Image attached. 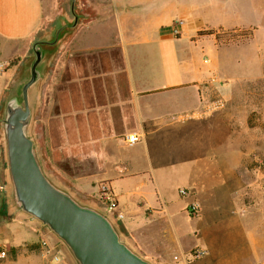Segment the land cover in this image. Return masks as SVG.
<instances>
[{"label":"crops","instance_id":"1","mask_svg":"<svg viewBox=\"0 0 264 264\" xmlns=\"http://www.w3.org/2000/svg\"><path fill=\"white\" fill-rule=\"evenodd\" d=\"M86 1L94 18L78 26L82 34L68 53L67 120L90 159L99 153L100 177L123 216L107 217L121 240L151 264H170L198 247L207 255L191 264H264L262 183L240 175L246 153L228 144L231 134L212 108L217 65L203 58V42L193 40L203 30V0ZM215 10L235 14L238 25H257L263 50L264 0H243L241 18L236 8ZM175 14L183 20L180 38L172 34ZM44 23V0H0V66L34 47ZM104 31L112 33L104 37ZM131 133L140 140L126 147L121 138ZM10 184L0 146V246L56 244L42 223L15 209ZM180 189L190 194L183 197ZM191 204L197 216L189 213ZM13 264L25 262L17 257Z\"/></svg>","mask_w":264,"mask_h":264},{"label":"rangeland","instance_id":"2","mask_svg":"<svg viewBox=\"0 0 264 264\" xmlns=\"http://www.w3.org/2000/svg\"><path fill=\"white\" fill-rule=\"evenodd\" d=\"M253 1L258 3V0ZM84 2L87 1L44 0L45 30L42 39L34 47H30L26 54L16 55L4 64L3 70L0 71V146L7 166L4 132L6 105L13 98L22 102V89L31 78V69L36 61L34 48H37L41 50L42 58L37 66L39 78L28 92L31 110L28 135L33 141L40 165L54 185L69 193L80 204L103 212L108 217H117L118 212L110 213L105 201V192L112 193L115 200L116 196L109 181L100 177L103 170L100 168L99 153L90 159L89 153L84 152L82 148V137L74 142L67 120L68 53L74 49L73 37L82 34L81 28L77 31L78 26L89 23L94 18L88 3L82 6ZM203 7L202 31L214 30L219 34L237 35L233 39L226 37L222 41H217L214 36H196L193 40H197V44L203 42V58L217 65L215 80L219 88L212 95V108L219 116L221 125L224 123L231 134L228 144L246 153L244 169L240 171V175L246 179L261 180L262 186L258 188L257 194L264 196V45L261 51L259 27L255 24L238 25L240 22L235 18V14L223 15L215 10L216 7L236 8L238 14L235 13L241 18L243 0H203ZM75 17L79 20L74 27ZM174 18L172 34L180 38L183 33V20L176 21L180 19L178 14H175ZM250 21L257 20L251 16ZM222 23L223 25L218 26ZM246 31L252 33V36L240 35ZM111 33L104 31L103 36H109ZM183 41L188 43V40ZM79 66L82 67V60ZM94 104L102 105L103 101L98 100ZM82 107L83 105L80 108ZM80 119L82 121L81 116ZM116 129L119 131L118 126ZM127 135L121 140L124 146L129 147L125 143ZM74 143H78V146H74ZM95 148L99 150L97 145ZM105 186L110 190L103 191ZM12 189L11 183V201L14 205ZM15 209L19 210L16 206ZM43 227L48 236L55 239L56 244L50 245L52 240L49 239V242L39 240L28 243L19 250L5 249L7 256L0 260V264H13L17 257L25 264H78L67 246L45 225ZM41 237V232L37 233L36 238ZM192 243L191 240L185 245Z\"/></svg>","mask_w":264,"mask_h":264},{"label":"water","instance_id":"3","mask_svg":"<svg viewBox=\"0 0 264 264\" xmlns=\"http://www.w3.org/2000/svg\"><path fill=\"white\" fill-rule=\"evenodd\" d=\"M35 55L22 102L13 98L6 105L4 132L16 207L56 235L78 264H151L121 240L106 215L80 204L45 175L28 135V92L39 78L37 66L42 58L41 52Z\"/></svg>","mask_w":264,"mask_h":264},{"label":"built area","instance_id":"4","mask_svg":"<svg viewBox=\"0 0 264 264\" xmlns=\"http://www.w3.org/2000/svg\"><path fill=\"white\" fill-rule=\"evenodd\" d=\"M3 68H4L3 66H0V71H2ZM139 140H140V136L137 133H131L125 137V143L129 147H133L134 145H136L139 142ZM109 190L110 189L106 186L103 188V191H109ZM180 195L187 196L188 190L186 189L181 190ZM104 196H105V201L108 204V211L110 213H115V212L117 213L118 203L116 202L114 196H112V193L105 192ZM188 211L192 216H197L199 209L197 205L191 204L188 207ZM117 217L121 219L123 216L121 215V213L118 212ZM206 255H207V251L205 249L198 247L187 253L174 255L172 258V262L170 264H191L194 261H198L204 258ZM6 256H7V251L2 246H0V260L6 258ZM55 260L57 261V258Z\"/></svg>","mask_w":264,"mask_h":264},{"label":"trees","instance_id":"5","mask_svg":"<svg viewBox=\"0 0 264 264\" xmlns=\"http://www.w3.org/2000/svg\"><path fill=\"white\" fill-rule=\"evenodd\" d=\"M240 35L251 37L252 33H250L249 31H246V32H241ZM197 36H199V37H202V36H214L217 41H222L226 37L233 39L237 35H236V33L219 34V33H217L214 30H208V31H200V32H198ZM37 51L41 52V50H39L37 48H34V52H37ZM41 54H42V52H41Z\"/></svg>","mask_w":264,"mask_h":264}]
</instances>
